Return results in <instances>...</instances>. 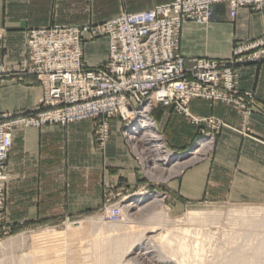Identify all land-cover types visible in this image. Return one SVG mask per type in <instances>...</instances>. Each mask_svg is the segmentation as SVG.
Returning a JSON list of instances; mask_svg holds the SVG:
<instances>
[{
    "label": "crops",
    "instance_id": "crops-1",
    "mask_svg": "<svg viewBox=\"0 0 264 264\" xmlns=\"http://www.w3.org/2000/svg\"><path fill=\"white\" fill-rule=\"evenodd\" d=\"M174 0H0V65L14 73L0 75V115L30 110L48 94L45 82L20 74L29 60L27 34L58 25L102 23L124 11L138 12ZM209 23L188 22L180 50L187 63L195 58L230 59L237 47L264 36V7H241L231 17L225 3L212 7ZM90 64L107 60L106 40L89 42ZM242 92L252 102L240 108L194 99V122L173 106L157 105L151 117L165 144L175 152L189 150L200 131L213 137L209 152L183 169L161 193L165 206L179 214L199 204L238 203L264 207V60L236 67ZM251 100V101H252ZM217 124V125H215ZM96 121L67 126H19L8 159L6 221L12 230L51 226L82 216L103 204L104 184L123 189L142 179L123 135V122L110 119L111 136L104 148L96 141ZM122 129V130H121Z\"/></svg>",
    "mask_w": 264,
    "mask_h": 264
},
{
    "label": "built area",
    "instance_id": "built-area-1",
    "mask_svg": "<svg viewBox=\"0 0 264 264\" xmlns=\"http://www.w3.org/2000/svg\"><path fill=\"white\" fill-rule=\"evenodd\" d=\"M220 3L229 6L231 17L241 7L254 11L264 7V0H174L149 10L124 11L102 23L55 24L28 32L29 60L19 73L45 82L48 94L30 110L0 115V237L11 230L6 221L7 166L17 127L94 120L96 141L104 148L113 117L126 125L122 132L131 142L145 133L141 121L144 116L153 120L150 111L159 104L173 106L196 123L213 120L192 115L194 99L240 108L247 105L246 100L253 104L252 93L240 90L235 70L238 62L247 60L195 58L187 63L180 50L184 24L209 23L212 7ZM98 40L107 41L108 57L103 63L90 64L85 46ZM253 50L249 61L264 60V36L238 51ZM12 73L11 67L0 65V75ZM122 215L123 208L117 204L102 210L109 222L120 221Z\"/></svg>",
    "mask_w": 264,
    "mask_h": 264
},
{
    "label": "rangeland",
    "instance_id": "rangeland-1",
    "mask_svg": "<svg viewBox=\"0 0 264 264\" xmlns=\"http://www.w3.org/2000/svg\"><path fill=\"white\" fill-rule=\"evenodd\" d=\"M259 39L237 47L230 59L254 62L249 58L256 50H238ZM143 135L127 142L142 179L119 190L104 184L103 204L82 216L57 225L11 228L0 237V264H264V207L199 204L176 214L162 201L169 181L204 157L196 158L197 143L212 136L200 131L181 153L165 144L174 154H189L156 166L158 155ZM111 204L123 208L118 222L103 219L102 210Z\"/></svg>",
    "mask_w": 264,
    "mask_h": 264
},
{
    "label": "bare ground",
    "instance_id": "bare-ground-1",
    "mask_svg": "<svg viewBox=\"0 0 264 264\" xmlns=\"http://www.w3.org/2000/svg\"><path fill=\"white\" fill-rule=\"evenodd\" d=\"M142 127H144V135L146 136L143 141L146 144L147 141L148 143H152V145L150 147H152L153 150L156 151L157 153V157L155 158L154 156V163L157 165H166L168 164L170 161H172L175 158H181L189 153L185 152L181 155L178 154H174L173 152H170V150H168L165 146L164 141L162 140V137L158 131L157 125L155 123V121L151 120L149 117L144 116V119H142L141 121ZM143 129V128H142ZM142 129L139 130V132L142 131ZM143 135V136H144ZM213 146V139L212 137H207L204 139H201L198 143H197V149L194 150V152L196 153V158H199V156H205L207 154V152L212 148ZM155 153V154H156ZM178 170H176L175 172H177ZM142 197V196H141ZM140 200H142V198H139Z\"/></svg>",
    "mask_w": 264,
    "mask_h": 264
}]
</instances>
